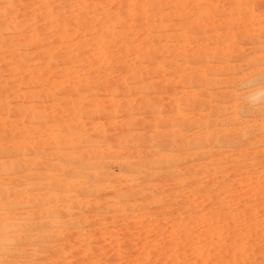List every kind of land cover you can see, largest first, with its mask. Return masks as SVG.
Here are the masks:
<instances>
[{
    "label": "rangeland",
    "instance_id": "1",
    "mask_svg": "<svg viewBox=\"0 0 264 264\" xmlns=\"http://www.w3.org/2000/svg\"><path fill=\"white\" fill-rule=\"evenodd\" d=\"M261 74L264 0H0L4 262L264 264Z\"/></svg>",
    "mask_w": 264,
    "mask_h": 264
},
{
    "label": "bare ground",
    "instance_id": "2",
    "mask_svg": "<svg viewBox=\"0 0 264 264\" xmlns=\"http://www.w3.org/2000/svg\"><path fill=\"white\" fill-rule=\"evenodd\" d=\"M263 74H261L260 75V77H258V78H264V76H262ZM259 76V75H258ZM256 77V76H255ZM257 78V77H256ZM255 78V79H256ZM250 81H253V80H251V79H249ZM256 82V81H255ZM258 82V81H257ZM259 84V83H258ZM257 84V85H258ZM255 89L257 90V93H262V92H264V86H260V84L258 85V86H256L255 87ZM252 94H253V92H252ZM259 95V94H258ZM255 96V95H254ZM257 96V95H256ZM249 104V103H248ZM247 105V104H246ZM261 107V106H260ZM251 108V107H250ZM253 108V107H252ZM248 109V108H247ZM260 113V112H259ZM264 121V120H263ZM262 121V122H263ZM261 122V123H262ZM250 124V123H249ZM256 124V123H255ZM254 124V125H255ZM263 126H264V124H262ZM193 126V125H192ZM251 127V126H250ZM209 129V128H208ZM107 133V132H106ZM238 133V132H237ZM205 134V133H204ZM219 134V133H218ZM244 134V133H243ZM216 135V133L215 134H213V131L211 130H208L207 131V135H197V136H195V137H197L196 139H197V143H196V145L197 146H200V148H201V146H203L204 144L203 143H205V145L206 144H211V143H214L213 142V140H215L216 139V137H215V139H214V136ZM102 136H103V134H102ZM164 136V135H163ZM169 136H171V135H169ZM217 136V135H216ZM100 137V136H99ZM105 137V136H104ZM174 137H176V136H174ZM173 137V138H174ZM164 138V137H163ZM162 138V139H163ZM171 138V137H170ZM218 138V137H217ZM166 139V138H165ZM175 139V138H174ZM177 139V138H176ZM181 139V138H180ZM164 140V139H163ZM84 141V140H83ZM86 141V140H85ZM165 141V140H164ZM193 141V140H192ZM191 141V142H192ZM195 142H196V140H194ZM173 142V141H172ZM177 142V141H176ZM186 142V143H185ZM165 143V142H164ZM183 143H185L184 145L186 146V144L188 145L190 142L189 141H187V140H184L183 141ZM168 144L169 145H172V144H170L169 142H168ZM199 144V145H198ZM203 144V145H202ZM159 145V144H158ZM164 145V144H163ZM162 145V146H163ZM193 145H195V143L193 142ZM191 146V145H190ZM189 146V147H190ZM190 148H192V147H190ZM161 155V154H160ZM85 156V155H84ZM187 156V155H186ZM86 157H88V155L86 156ZM165 157V156H164ZM170 157V156H169ZM174 157V156H173ZM172 157V158H173ZM185 157V156H184ZM84 158V157H83ZM171 158H169V160H170ZM174 159V158H173ZM156 160H158L160 163H168V158H166V159H162V161H161V159H156ZM174 161V160H173ZM85 162L86 161H84V163H82L83 164V166H84V164H85ZM87 163V162H86ZM155 163V162H154ZM170 164H171V162H169ZM172 164H173V162H172ZM8 165V164H7ZM167 165H169V164H167ZM18 166V165H17ZM85 166H87V165H85ZM144 166V165H143ZM162 166V165H161ZM8 167H9V165H8ZM7 167V168H8ZM10 167H11V164H10ZM140 167V166H139ZM159 167V166H158ZM171 167V166H170ZM13 168V167H12ZM14 168H15V166H14ZM13 168V169H14ZM15 169H17V168H15ZM132 169V168H131ZM169 169V168H168ZM139 170V169H138ZM183 170H184V168H183ZM186 170V169H185ZM7 171H9V170H7ZM132 171V170H131ZM133 172V171H132ZM140 172V171H139ZM147 173V172H146ZM89 184L87 183V181H83V182H80V188H86L87 186H88ZM90 186H93V185H90ZM89 186V187H90ZM3 187V186H2ZM73 187V186H72ZM71 187V188H72ZM79 187V186H78ZM89 189V188H88ZM6 190H8V189H6ZM6 190H1L0 189V206H7V205H13L14 203L13 202H11V201H5L6 199H8L7 197H8V195L10 194L9 192H7ZM76 190H79V189H76ZM90 190V189H89ZM100 189H94L93 190V188L91 189V191H99ZM8 191H13V190H8ZM75 191V190H74ZM20 192V191H19ZM79 192V191H78ZM101 192V191H100ZM20 194H22V193H20ZM5 199V200H4ZM2 200V201H1ZM4 200V201H3ZM23 200V199H22ZM73 200H75L77 203H80L81 202V200H80V198H79V196H76V197H74V199ZM75 201H72L73 202V204L75 203ZM75 205V204H74ZM71 206H73V205H71ZM12 230H15V227L13 226V225H11V224H9L8 222H5V221H2V219H0V264H18V263H5L4 262V260H3V258H2V255H6L8 252L10 253V250H9V248H8V243H9V240L10 239H14L13 237H11V236H8V234H6L8 231H12ZM2 253V254H1Z\"/></svg>",
    "mask_w": 264,
    "mask_h": 264
}]
</instances>
